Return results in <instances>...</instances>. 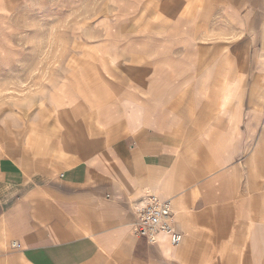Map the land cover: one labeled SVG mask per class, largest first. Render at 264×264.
I'll list each match as a JSON object with an SVG mask.
<instances>
[{
  "label": "crops",
  "instance_id": "1",
  "mask_svg": "<svg viewBox=\"0 0 264 264\" xmlns=\"http://www.w3.org/2000/svg\"><path fill=\"white\" fill-rule=\"evenodd\" d=\"M161 13L0 105V264H264V0ZM148 195L178 246L134 235Z\"/></svg>",
  "mask_w": 264,
  "mask_h": 264
},
{
  "label": "rangeland",
  "instance_id": "2",
  "mask_svg": "<svg viewBox=\"0 0 264 264\" xmlns=\"http://www.w3.org/2000/svg\"><path fill=\"white\" fill-rule=\"evenodd\" d=\"M162 3L0 0V105L43 95L52 87L54 72L86 66L97 71L105 41L134 25L163 23ZM13 130L11 136L17 134Z\"/></svg>",
  "mask_w": 264,
  "mask_h": 264
},
{
  "label": "built area",
  "instance_id": "3",
  "mask_svg": "<svg viewBox=\"0 0 264 264\" xmlns=\"http://www.w3.org/2000/svg\"><path fill=\"white\" fill-rule=\"evenodd\" d=\"M133 214L135 217L133 233L144 239L147 244H154L161 234L168 238L173 247L182 242V236L174 229L169 202L160 201L155 195H148L143 203L134 209Z\"/></svg>",
  "mask_w": 264,
  "mask_h": 264
}]
</instances>
